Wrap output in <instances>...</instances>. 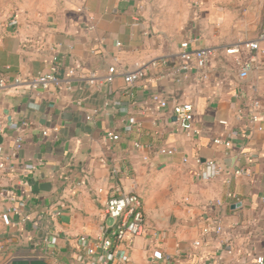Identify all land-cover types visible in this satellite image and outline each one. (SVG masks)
I'll return each instance as SVG.
<instances>
[{"label": "crops", "instance_id": "crops-1", "mask_svg": "<svg viewBox=\"0 0 264 264\" xmlns=\"http://www.w3.org/2000/svg\"><path fill=\"white\" fill-rule=\"evenodd\" d=\"M24 12L0 35L5 153L16 126L30 122L14 170L0 179L21 213L9 225L0 220V253L92 264L80 237L95 239L111 224L108 198L130 193L143 201L145 230L115 251L112 264H264V118L256 125L263 130L247 136L250 98L262 102L264 115V42L258 51L245 47L262 32L264 0H36ZM183 42L211 52L207 80L195 71L172 72ZM53 47L61 77L69 68L102 80L111 67L118 74L110 84L77 80L72 91H34L29 79L50 71ZM162 59L170 69L125 82L124 74ZM249 60L254 68L242 81L240 64ZM154 95L192 104L197 132L187 137L171 110L153 104ZM132 117L140 126L128 123ZM109 132L120 140H108ZM166 148L175 154H160ZM196 159L215 161L221 174L203 179ZM32 164L35 170L26 167ZM239 169L246 175L235 176ZM219 218L223 233L204 234L206 223Z\"/></svg>", "mask_w": 264, "mask_h": 264}, {"label": "built area", "instance_id": "built-area-1", "mask_svg": "<svg viewBox=\"0 0 264 264\" xmlns=\"http://www.w3.org/2000/svg\"><path fill=\"white\" fill-rule=\"evenodd\" d=\"M264 42V26L258 39L254 42L246 44V48L251 51H258L260 44ZM118 48H121V44H117ZM240 49L229 50L228 53H238ZM52 58V67L48 73H38L31 76L28 85L34 91H48L55 89L58 91H72L74 82L77 80H83L86 85L94 87L104 84H110L113 82L114 77L118 74L115 67H111L108 70L105 78L99 79L95 73H89L85 76H80L75 70L69 68L65 77L59 75L60 58L58 51L55 47L50 49ZM212 54L206 49L191 50L189 42H183L180 45V52L178 55L179 63L175 65L171 70L173 73H188L195 71L197 78L202 80L208 79V63ZM171 68V61L169 59H162L158 61H152L151 63L138 67L135 71L124 74L125 82L128 85H134L140 82L149 70H168ZM254 68L253 61H245L240 64V79L246 80L249 74ZM23 83L22 79L17 78L15 80L16 85ZM0 87H6L4 80L0 81ZM152 102L160 109L171 110L176 118V123L179 128L187 137H192L197 131L194 126L195 108L190 103H170L167 99L161 95H154ZM249 111L248 125L249 132L248 138L254 131H262V127L256 125L260 123L264 115L262 114L263 105L262 102L252 97L247 103ZM97 114V111L94 112ZM243 111L240 112L238 119H243ZM92 117L88 116L87 120H91ZM130 125L140 126L134 117L128 120ZM222 125L227 126V122H221ZM30 128V122L28 120H22L15 128V134L13 136V147L9 153H5L0 146V179L6 172L14 170L13 160L18 152L24 148L25 134ZM6 133V126L0 120V136H4ZM47 135V132H44ZM107 139L110 141L120 140V136L113 132L107 133ZM215 144L224 145L226 148H231L232 144L229 141H223L222 139H216ZM137 148L141 145L137 144ZM160 154L166 156H172L175 154L173 149H161ZM144 160H148L147 157ZM184 163L188 162V159L183 160ZM195 163L198 166H203L200 177L203 179H213L218 177L222 170L221 167L215 161H208L202 163L200 159H196ZM26 166V165H25ZM30 170H35L36 165L26 166ZM247 171L244 169L236 170L235 176H244ZM0 202L4 205L3 211L0 213V220L4 221L7 225L10 224L11 215L21 216L19 208L16 206V198L13 192L6 187L0 185ZM216 206H222L221 201L215 203ZM104 216L106 219L111 220L110 225H104L101 228L98 236L89 240L86 236L80 237L79 241L85 246V253L92 261V264H112V260L115 255V251L126 243L133 242L134 239L141 236L145 230V215L143 210V201L137 194L120 193L111 195L104 208ZM222 220L215 219L206 223L203 228L204 234L215 233L221 235L223 233ZM49 244H54L53 240H48ZM156 259H162V253H154ZM258 263L262 264L263 259H258ZM201 264H219L217 262H204Z\"/></svg>", "mask_w": 264, "mask_h": 264}, {"label": "rangeland", "instance_id": "rangeland-1", "mask_svg": "<svg viewBox=\"0 0 264 264\" xmlns=\"http://www.w3.org/2000/svg\"><path fill=\"white\" fill-rule=\"evenodd\" d=\"M35 2L36 0H0V35L3 33L5 27L16 25L18 17L23 16L21 13H25L24 11ZM20 254H23V252L18 250H3L0 253V264H7L12 258Z\"/></svg>", "mask_w": 264, "mask_h": 264}, {"label": "water", "instance_id": "water-1", "mask_svg": "<svg viewBox=\"0 0 264 264\" xmlns=\"http://www.w3.org/2000/svg\"><path fill=\"white\" fill-rule=\"evenodd\" d=\"M0 141H2V136H0ZM51 188L50 183L42 185V189L49 190ZM236 207H240L238 204ZM7 264H52L46 258H37V257H15L12 258Z\"/></svg>", "mask_w": 264, "mask_h": 264}, {"label": "trees", "instance_id": "trees-1", "mask_svg": "<svg viewBox=\"0 0 264 264\" xmlns=\"http://www.w3.org/2000/svg\"><path fill=\"white\" fill-rule=\"evenodd\" d=\"M17 257H20V256H24L23 254H20V255H16Z\"/></svg>", "mask_w": 264, "mask_h": 264}]
</instances>
